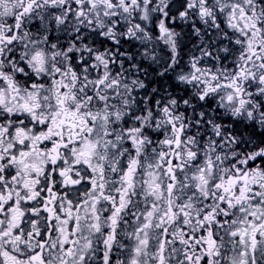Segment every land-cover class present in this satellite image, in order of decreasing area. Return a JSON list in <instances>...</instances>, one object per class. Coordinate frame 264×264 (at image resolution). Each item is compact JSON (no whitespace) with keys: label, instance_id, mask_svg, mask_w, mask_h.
<instances>
[{"label":"snow or ice","instance_id":"1","mask_svg":"<svg viewBox=\"0 0 264 264\" xmlns=\"http://www.w3.org/2000/svg\"><path fill=\"white\" fill-rule=\"evenodd\" d=\"M0 264H264V0H0Z\"/></svg>","mask_w":264,"mask_h":264}]
</instances>
